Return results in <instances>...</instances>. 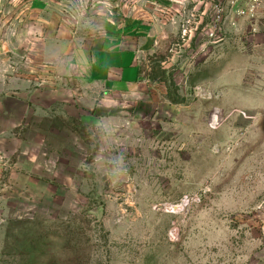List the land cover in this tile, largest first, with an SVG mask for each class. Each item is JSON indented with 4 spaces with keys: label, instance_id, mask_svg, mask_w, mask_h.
<instances>
[{
    "label": "rangeland",
    "instance_id": "rangeland-1",
    "mask_svg": "<svg viewBox=\"0 0 264 264\" xmlns=\"http://www.w3.org/2000/svg\"><path fill=\"white\" fill-rule=\"evenodd\" d=\"M218 3L0 0V264H264V5ZM110 20L131 88L74 60Z\"/></svg>",
    "mask_w": 264,
    "mask_h": 264
},
{
    "label": "crops",
    "instance_id": "crops-1",
    "mask_svg": "<svg viewBox=\"0 0 264 264\" xmlns=\"http://www.w3.org/2000/svg\"><path fill=\"white\" fill-rule=\"evenodd\" d=\"M148 35L140 22L119 24L110 20L99 39L76 48L74 60L96 81L109 87L131 88L139 79L138 58Z\"/></svg>",
    "mask_w": 264,
    "mask_h": 264
},
{
    "label": "built area",
    "instance_id": "built-area-1",
    "mask_svg": "<svg viewBox=\"0 0 264 264\" xmlns=\"http://www.w3.org/2000/svg\"><path fill=\"white\" fill-rule=\"evenodd\" d=\"M225 4L218 3L215 7L219 20H229L234 16L241 18H254L264 5V0H224Z\"/></svg>",
    "mask_w": 264,
    "mask_h": 264
},
{
    "label": "trees",
    "instance_id": "trees-1",
    "mask_svg": "<svg viewBox=\"0 0 264 264\" xmlns=\"http://www.w3.org/2000/svg\"><path fill=\"white\" fill-rule=\"evenodd\" d=\"M173 101H176V100H173Z\"/></svg>",
    "mask_w": 264,
    "mask_h": 264
}]
</instances>
